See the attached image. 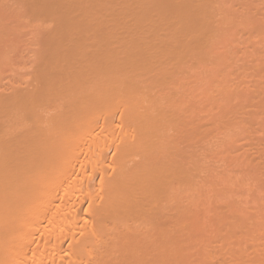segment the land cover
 Returning <instances> with one entry per match:
<instances>
[{
    "label": "bare ground",
    "instance_id": "6f19581e",
    "mask_svg": "<svg viewBox=\"0 0 264 264\" xmlns=\"http://www.w3.org/2000/svg\"><path fill=\"white\" fill-rule=\"evenodd\" d=\"M255 2L11 0L35 50L0 56L27 74L1 82L0 264H191L182 227L212 264H264V157L236 145L264 97V63L237 67Z\"/></svg>",
    "mask_w": 264,
    "mask_h": 264
},
{
    "label": "rangeland",
    "instance_id": "374dc122",
    "mask_svg": "<svg viewBox=\"0 0 264 264\" xmlns=\"http://www.w3.org/2000/svg\"><path fill=\"white\" fill-rule=\"evenodd\" d=\"M242 1H244V0H242ZM255 1V0H254ZM262 2L261 3H259L258 4V2H260L259 0H256V2L255 3H257L259 6L263 3V0H261ZM11 4V0H0V33H3V38H0V56H1V54L2 53H4V52H6V53H4V54H6V60H7V58H8V56L12 59L11 61L13 62V61H16L15 63L16 64H27V63H31L32 62V56H30L31 55V52H33L32 51V48H33V50H35V48L33 47V46H30V45H32V44H30L29 43V41L31 42V41H33L34 42V39L32 40V38L33 37H31V36H29L31 33H29V31H28V33L26 32L24 35H26V34H29V35H27V36H23V35H21L22 34V29H24V30H28V29H26V28H19V32H18V26L16 25L17 24V22H18V20H13L12 18L14 17V15L13 14H15L13 11H11V6H14V5H10ZM13 4V3H12ZM264 4V3H263ZM7 6H10V9H9V11H6V10H8V8H7ZM257 6L258 8H260L259 9V12H260V14L261 13H263L264 14V6L262 5V6ZM263 7V8H262ZM11 11V12H10ZM9 12V13H8ZM8 14H10V15H8ZM12 14V15H11ZM262 14V15H263ZM12 17V18H11ZM15 17H16V15H15ZM14 17V18H15ZM16 19V18H15ZM15 21H17V22H15ZM260 21H262V22H264V20H260ZM262 22H260L261 24H262V26L261 27H264V23H262ZM2 24V25H1ZM19 24V23H18ZM12 25V26H11ZM13 25H16L17 26V28H16V26H13ZM2 26H4V27H2ZM6 26V27H5ZM10 26V27H9ZM13 27H15V29L13 28ZM2 28H4V30L2 29ZM6 28V29H5ZM10 28V29H9ZM17 33V34H15V32L13 31V30ZM20 29H21V31H20ZM6 30V31H5ZM9 30H11V32L13 31V33L14 34H11V32H9L8 33V31ZM263 31H264V28H263ZM9 34V36L8 37H6L8 34ZM21 33V34H20ZM249 34V36L250 37H254V33H248ZM2 34H0V37H2L1 36ZM6 35V36H5ZM29 36V37H28ZM245 36H246V34H245ZM28 37V38H27ZM30 37H31V39H30ZM23 39H25L26 41H24ZM24 42H28L29 44V46L28 45H26L27 43H25V45H23L24 44ZM10 45V47H8ZM252 46H253V48L255 47V50L257 51V52H260V54H256V55H258V56H254L253 58H252V56H249L248 58L251 60V59H253V61L251 62L249 59L247 60H244V59H242V60H240V61H238V63H237V67L239 68V70H247L249 67H250V70L248 69L247 70V72L248 71H250V72H252L253 71V65L256 63V62H260V63H264V47H262V46H260V45H256V44H253L252 43ZM36 47V46H35ZM249 49H251V47H249ZM4 52H3V51ZM9 52V53H8ZM261 52H263V53H261ZM7 54H8V56H7ZM3 55V54H2ZM261 55V56H260ZM3 57V56H2ZM3 57V58H4ZM5 58H4V60H5ZM256 59V60H255ZM3 59L1 60V57H0V61L1 62H3L4 61ZM8 61H9V59H8ZM8 61H6V64L5 63H3L1 66L3 67V72H2V70H0V87L2 86V92L0 91V93H4V89H5V87H6V89H5V94L7 93V91H8V93L11 91V89L10 88H8L7 86H9L10 84H12V82L13 81H15L16 79H19V77H20V72H23L24 70V67H23V69L22 68H19L21 65H19V67H18V65H16L15 64V66H13V68L15 69V67L17 66V68H16V71H13L14 69H11L10 70V66H12V62H10L9 61V63H10V66H8L9 64H7L8 63ZM0 62V63H1ZM5 62V61H4ZM24 64V65H25ZM5 65H6V67H8V68H4L5 67ZM28 65V64H27ZM26 65V66H27ZM0 66V67H1ZM26 66H25V68H26ZM28 68H29V66H28ZM1 69V68H0ZM9 69V70H8ZM21 71H20V70ZM23 70V71H22ZM17 71H19V72H17ZM25 71L26 72H30L31 70H30V68H29V70L27 71V68L25 69ZM12 72H16V74L18 73V76L17 75H15V76H12L11 74H15V73H12ZM28 72V73H29ZM25 74V73H24ZM6 75V77H4ZM27 75V74H26ZM26 75H23V73H22V77L23 76H26ZM8 76V77H7ZM4 77V78H3ZM13 77H16V79L15 78H13ZM2 78V79H1ZM8 78L10 79V80H8ZM12 78V79H11ZM21 78V77H20ZM8 80V81H5V80ZM13 79H15V80H13ZM22 79V78H21ZM13 80V81H12ZM20 80V79H19ZM3 81H5L4 83L7 85H5V84H3V85H5V87L2 85V83H3ZM12 81V82H11ZM17 82H14L13 84H17L18 83V80H16ZM2 82V83H1ZM9 82V83H8ZM19 82H21V81H19ZM4 88V89H3ZM7 90V91H6ZM7 93V94H8ZM252 94H254V95H252ZM247 95L249 96V94L247 93ZM248 96H247V98H248ZM254 96V97H253ZM257 96L255 95V92L254 93H250V96H249V102L248 101H246V102H244V105H245V107L243 106V105H241V104H243V103H239V105L240 106H243L242 108L240 107L239 108V106H238V108H239V110L237 111L236 110V108H237V104H235L234 106L235 107H233V111H234V109L236 110V112L235 113H237L238 114V112L240 113L241 112V114L239 115L240 116V118H241V116L242 117H247V121L250 123V128L248 129V131L250 132V134L248 135L247 134V136H243V137H241L237 142H236V145H237V147H238V152H242V150L243 149H249L250 150V148H252V151H256L254 148H258L259 150H258V152L259 153H261V157H264V121L261 119V117H260V115H261V109L263 108L262 106L264 105V97H262L261 99H259L258 100V98H256ZM252 99V100H251ZM246 103V104H245ZM261 108V109H260ZM260 109V110H259ZM243 111H244V113H243ZM257 111H260L259 113L257 112ZM255 112H256V114H255ZM233 113V112H232ZM234 113V114H235ZM259 115H258V114ZM254 114H255V116H254ZM237 115L235 114V117H236ZM239 116H237V118L239 119ZM256 117H258V118H260V119H256ZM205 122V121H204ZM202 122L201 124L202 125H205V123H206V125H207V122ZM200 123V122H199ZM206 125L205 126H203L204 128L206 127ZM202 126H201V129L203 128ZM212 129H214V128H212ZM235 153V152H234ZM236 153H237V149H236ZM249 153H251L250 151H249ZM257 154L258 153H256V154H254V155H252V153H251V155L253 156V158H256V156H257ZM256 160V159H255ZM255 160L253 161V162H255ZM252 162V163H253ZM251 164V163H250ZM252 165V164H251ZM253 166V165H252ZM255 167H258V166H254V168ZM260 168V167H259ZM260 170H261V168H260ZM264 170V168L261 170V171H263ZM193 212L195 213V214H198V216L199 217H201V218H203V216H204V214L205 213H201L200 211L198 212V211H195V210H193ZM208 214H210L209 212H208ZM81 236L82 234H80V233H77V236H79V235ZM174 236V235H173ZM175 238H177V240L178 241H180V242H184L186 245H187V243H190V248H188V250H187V253H188V255H192L191 256V264H212L210 261H209V258L208 257H206V256H204L203 255V252L201 251V249L199 248V246H198V239L197 240H194L196 237L195 236H191L190 234H189V229H188V227H182V229H181V231L179 232V236H174ZM141 244H143V246L144 247H141V250H146V251H148V255H147V257H149L150 255H149V253H150V251H149V247H148V244H147V242H146V240L145 241H142V242H140ZM213 244H217V245H219L220 246V248L222 249V248H224L225 246L220 242V241H218V239H214V240H211V242H210V245H213ZM208 250H211V247H208L207 248ZM225 251V250H224ZM226 252V251H225ZM227 257V256H226ZM135 259H139L138 258V256H137V254H135V258H134V260ZM131 264H133L132 262H131Z\"/></svg>",
    "mask_w": 264,
    "mask_h": 264
}]
</instances>
